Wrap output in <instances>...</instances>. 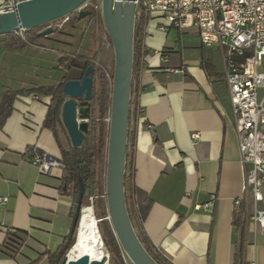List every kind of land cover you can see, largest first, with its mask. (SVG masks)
I'll list each match as a JSON object with an SVG mask.
<instances>
[{"label": "crops", "instance_id": "crops-1", "mask_svg": "<svg viewBox=\"0 0 264 264\" xmlns=\"http://www.w3.org/2000/svg\"><path fill=\"white\" fill-rule=\"evenodd\" d=\"M5 6L0 0V9ZM85 20L72 27L79 42L88 40L80 55L98 63L101 25ZM162 24L158 15L150 18L132 79L130 158L136 186L153 203L144 232L169 264H264V235H254L251 225L244 232V205L236 206L243 171L222 53L203 46L196 30L161 31ZM67 31L40 38L22 53L8 51L0 39V101L8 91L63 81L67 66L60 54L74 45ZM50 102L33 93L18 96L0 129V197H9L0 205V247L10 230L27 235L16 258L0 252V264H50L49 254L71 231L74 196L63 189V172L41 175L32 164L34 151L61 158L52 131L44 128Z\"/></svg>", "mask_w": 264, "mask_h": 264}, {"label": "built area", "instance_id": "built-area-1", "mask_svg": "<svg viewBox=\"0 0 264 264\" xmlns=\"http://www.w3.org/2000/svg\"><path fill=\"white\" fill-rule=\"evenodd\" d=\"M22 1L28 0H6L4 8ZM102 1L90 0L83 9L91 5L102 12ZM135 4L136 16L144 11L150 17H161L164 21L159 27L161 31L196 30L203 46L220 49L243 171V195L236 206L244 205V232L251 225L254 235H264V210L259 208L264 202V95L260 97V91H264V73L260 72L264 60V0H136ZM157 56L163 62L168 61L163 51ZM103 70L111 83L112 74ZM105 121L110 127L111 108ZM193 138L198 140L199 134H193ZM32 164L41 175L64 170L60 158L37 151ZM101 198L107 202L106 188ZM96 199L95 195H89L84 209L91 208L94 213ZM8 202L9 197H0V205ZM105 220L111 223L108 204Z\"/></svg>", "mask_w": 264, "mask_h": 264}, {"label": "water", "instance_id": "water-1", "mask_svg": "<svg viewBox=\"0 0 264 264\" xmlns=\"http://www.w3.org/2000/svg\"><path fill=\"white\" fill-rule=\"evenodd\" d=\"M90 0H28L13 7L0 10V37L23 33L64 19L75 14L81 22L91 17L89 10L83 9ZM136 0H103L102 20L110 37L115 54V69L111 102V122L107 152L106 192L111 223L123 253L132 264H158L142 245L134 230L125 203V167L128 150L129 117L133 79L134 32ZM55 29L47 27L39 38H47ZM94 65L88 67L82 80L69 81L64 85L66 99L61 111V119L67 136L74 149L82 148L89 134L91 120V100L93 94ZM85 188L80 182L79 197L75 208L69 240L78 241L82 213L84 211ZM74 244V245H75ZM60 264H109V252L105 256L92 259L85 255L70 260L69 254Z\"/></svg>", "mask_w": 264, "mask_h": 264}, {"label": "trees", "instance_id": "trees-1", "mask_svg": "<svg viewBox=\"0 0 264 264\" xmlns=\"http://www.w3.org/2000/svg\"><path fill=\"white\" fill-rule=\"evenodd\" d=\"M92 3H94V1H92ZM87 10L91 12V16L97 24H103L100 11H96L91 5H88ZM67 18L68 26H74L78 23L75 14L69 15ZM150 18V14L144 11L137 15L134 32L133 75L135 74L136 65L140 59V52L146 36V27ZM49 26L51 25L23 33L2 36L0 39L4 38V41L1 43L12 53H22L35 41L40 39L38 37L39 33ZM59 62L60 64H66L67 66L66 75L59 85L41 87L31 91H8L2 95L0 101V129L5 126L6 121L13 113L14 102L18 96H25L33 93L37 96L51 99L48 113L44 121V128L52 131L60 149V159L64 164L62 176L63 189L67 192H71L74 196V212L79 197L80 182L83 183L85 188L83 207L87 206L89 195H95L97 197L94 203V216L97 221L102 220L101 222H98V228L104 246L107 248L110 255L109 264H126L123 250L116 238L112 224L105 220L107 216V202L101 198L105 191L109 143V126L105 119L111 108L114 74L112 75V82L110 83L102 65L99 64V66H97L92 61L80 56L64 57ZM91 65H94V72L91 75L93 78V94L91 100L89 134L86 136L82 148L74 149L61 119L62 107L66 101L63 95V88L69 81L82 80L85 71ZM74 70L77 72L76 75L74 74ZM130 121L131 111L129 124ZM63 139H65V141H63ZM133 150L134 145L132 143L130 149L128 146L125 167V203L128 216L134 230L136 231L138 239L150 256L158 264H169L153 248L143 229L144 223L152 210L153 203L148 194L139 189L135 184L134 164L130 158V154ZM26 236V233L22 231L10 230L5 244L0 247V252L9 258H16L21 253ZM74 244L75 238L72 240H65L58 251L49 254L50 264H60Z\"/></svg>", "mask_w": 264, "mask_h": 264}, {"label": "rangeland", "instance_id": "rangeland-1", "mask_svg": "<svg viewBox=\"0 0 264 264\" xmlns=\"http://www.w3.org/2000/svg\"><path fill=\"white\" fill-rule=\"evenodd\" d=\"M84 21H86V20H84ZM67 23H68V21L66 22V20L64 18V19L58 20V21L51 24V27H53L55 29L54 35H59L62 32L67 31V30H68L67 33H72V35H74L72 40H71L72 43H74L73 47H71V48H73V50L66 48L67 53H62V54H60V56H62V57H68V56H80V57H82L81 55L83 54L84 50H82L80 52L81 45L84 43L83 46L86 49L89 46V44L87 42L88 40L84 39L85 40V42H84L82 39L79 42L78 31L76 33V29L74 30V28H72L74 26H68ZM101 32H100V30H98L97 39H96V41H97L96 45L98 46V55H97L98 61L97 62L100 65H102L104 69L108 70L113 75L114 69H115L114 48H113L112 42L110 40V37H109V35L105 29L104 23L101 25ZM89 35H90V32H89ZM50 37H47L45 39L49 40ZM102 38H103V44H102ZM78 42H79V44H78V48L76 50V45ZM49 48H51V47H49ZM51 49H53V48H51ZM94 50H95V48H94ZM50 51L55 52L53 50H50ZM263 64H264V60H263ZM74 74L75 75L77 74V72L75 70H74ZM63 141H65V139H63ZM103 169H104V167H103ZM106 173H107V167H106ZM105 187H106V182H105ZM85 213L94 214L91 208H85L83 211V214H85ZM124 259H125L126 264H132L131 261L127 258V256L124 255Z\"/></svg>", "mask_w": 264, "mask_h": 264}, {"label": "bare ground", "instance_id": "bare-ground-1", "mask_svg": "<svg viewBox=\"0 0 264 264\" xmlns=\"http://www.w3.org/2000/svg\"><path fill=\"white\" fill-rule=\"evenodd\" d=\"M85 255L98 260L106 255L97 219L92 213H82L78 241L71 250L69 259L77 260Z\"/></svg>", "mask_w": 264, "mask_h": 264}]
</instances>
